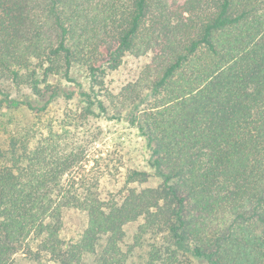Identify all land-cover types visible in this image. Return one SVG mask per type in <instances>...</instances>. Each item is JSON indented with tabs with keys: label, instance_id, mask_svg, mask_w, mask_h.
<instances>
[{
	"label": "trees",
	"instance_id": "trees-1",
	"mask_svg": "<svg viewBox=\"0 0 264 264\" xmlns=\"http://www.w3.org/2000/svg\"><path fill=\"white\" fill-rule=\"evenodd\" d=\"M76 74L160 184L96 149ZM65 84L88 104L51 117ZM10 89L42 105L1 126L0 264H264V0H0V115Z\"/></svg>",
	"mask_w": 264,
	"mask_h": 264
},
{
	"label": "rangeland",
	"instance_id": "rangeland-1",
	"mask_svg": "<svg viewBox=\"0 0 264 264\" xmlns=\"http://www.w3.org/2000/svg\"><path fill=\"white\" fill-rule=\"evenodd\" d=\"M131 66L123 75H127ZM123 75L115 76L116 82H121L124 78ZM80 84L84 85V90L91 95V99L95 101L92 106L93 113L90 116V127L98 128L101 130L99 143L96 149L101 150L102 153L117 154L123 157L126 168H134L145 171L150 175L149 186H157L161 180L157 175L154 168L150 165L151 147L148 140L137 126H133L124 116H115L112 113H103L98 108L95 94L92 92L88 84V80L83 74H76ZM114 82L113 85H116ZM65 91H74V98H67L64 93L60 99L53 104L49 112V116L60 118L66 111H76L80 107H85L88 104L87 98L80 95V90L74 88L69 84H65ZM8 94L12 101V108L9 111H1L0 115V143L5 144L7 133H4L1 126L7 125V129L14 131L17 128L25 127L33 120L36 113L30 112L24 103L31 101L35 105L41 106V102L37 101L28 90L10 89ZM6 104V103H5ZM104 155V154H103ZM85 223V217L79 213L72 211L66 217V228L64 235L67 239L77 236ZM127 241L132 242L135 234L136 226L127 227ZM13 264H44L35 261L27 260L22 253H19L14 259ZM194 264H203L194 260ZM205 264V263H204Z\"/></svg>",
	"mask_w": 264,
	"mask_h": 264
}]
</instances>
